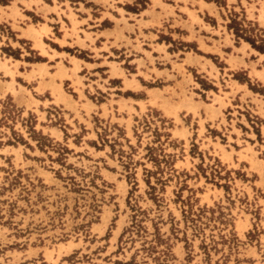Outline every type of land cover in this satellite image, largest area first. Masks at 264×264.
<instances>
[{
    "label": "rangeland",
    "instance_id": "374dc122",
    "mask_svg": "<svg viewBox=\"0 0 264 264\" xmlns=\"http://www.w3.org/2000/svg\"><path fill=\"white\" fill-rule=\"evenodd\" d=\"M164 1L191 18L197 8ZM206 1L221 8L216 18L199 9L206 28H226L223 41H208L211 51L165 34L164 58L146 45L132 53L70 49L103 64L90 75L96 83L78 79L85 96L62 84L75 101L79 92L111 109L91 111L49 103V93L23 79L47 59L18 36L30 20L6 11L24 1L0 0V264H264V111L255 110L264 70L250 76L231 55L252 71L264 66L255 48L264 47V0ZM190 54L202 63L191 65ZM237 81L250 100L224 108ZM195 100L212 108L220 101L223 110H199Z\"/></svg>",
    "mask_w": 264,
    "mask_h": 264
},
{
    "label": "crops",
    "instance_id": "0c3cea01",
    "mask_svg": "<svg viewBox=\"0 0 264 264\" xmlns=\"http://www.w3.org/2000/svg\"><path fill=\"white\" fill-rule=\"evenodd\" d=\"M23 1L24 7H20L18 11L15 10L13 5L7 6L6 11L14 15V20L17 22L19 19H22L21 15L24 17L22 20L25 18L30 20V22L25 21L23 22L24 25L19 26L18 36L27 40L31 48L47 59V61L33 63V67L26 69L24 72L25 76H23V79L28 83L36 81L35 88L38 89V93L50 94L51 99L48 100L49 103H55L57 99L56 105L66 107L69 110H111L109 103L106 101L95 103L89 98L81 97L79 92V101H75L63 91V82L69 80L70 85L73 84V88L77 86L82 95L85 96L84 91L77 84L78 79L86 87L89 83H86L83 79L96 83V78L90 77V75L98 74L94 70L98 66L103 65L98 62L91 63L90 61H86V59L78 58L69 51L70 49L74 51L88 50L92 53L93 51L102 50L104 47H107L109 51L112 47L118 48L120 51H123V47H126V50L132 53L131 49L147 51L145 49L146 45L148 50L158 51L159 56L164 58L169 45L166 40H159L161 34L169 35L172 39L180 38L183 41L195 40L198 47L205 50L200 46V41H202L203 47L207 46L210 48L206 51H211L213 47L208 41H215L214 35H219V40L223 41L224 30L226 31V28L222 25H219V29H217V27L208 24L209 28H206L207 23L198 14L199 9H201L203 13L207 12L215 18L216 13L221 15V8L213 1L194 0L197 3V8L194 9L192 18L185 11H182L183 14H177L173 3H168L164 0H148L145 8L137 10L126 7L128 5L133 6V1L135 0ZM228 1L232 3L236 0ZM182 2L183 0H179V4H182ZM184 3L183 5H186L185 7L192 11L187 2L186 4ZM170 6L174 9L170 10ZM21 10L25 13L23 14ZM26 11L33 12L35 16L40 17V20L33 22ZM194 17H196V20H193ZM104 21L109 22V25H102ZM175 26L179 27L183 32L176 33V30H173ZM45 38L50 39L55 45L47 43ZM98 41L99 44L97 43ZM229 41H231L230 37ZM225 45L231 46L229 42ZM92 55L87 54V56ZM231 55L232 58L236 59L235 61H243L244 64L240 63L237 68L246 67L250 76H257L255 72L262 73L264 70V66L262 68L254 66V70L252 71L244 56L235 55L234 52ZM198 57L193 56V54H190V56L186 55V58L192 61L190 64L195 66L202 63V60ZM0 63H2L1 58ZM105 63L109 65V68L105 71L113 73L115 70L112 69V62L106 61ZM83 67L88 71L82 77L79 74V70ZM208 67L209 65L206 66L207 69ZM51 68L53 69L51 70ZM39 71L43 72L42 79L38 75ZM109 77L120 76L112 74ZM232 85V88L226 90L227 96L222 98L225 104L224 108L230 105L232 110H239L236 107L244 108V104L248 103L251 94L246 85L238 81ZM220 96L222 97V95ZM210 102L195 100V105L199 110H223V106L219 105L221 104L220 101L214 102L213 108L210 107ZM262 102L263 104H255V110L264 111V100ZM40 103L42 102L40 101ZM112 108L113 110L115 109L114 105H112Z\"/></svg>",
    "mask_w": 264,
    "mask_h": 264
},
{
    "label": "trees",
    "instance_id": "16d2710c",
    "mask_svg": "<svg viewBox=\"0 0 264 264\" xmlns=\"http://www.w3.org/2000/svg\"><path fill=\"white\" fill-rule=\"evenodd\" d=\"M248 40V39H247ZM253 44V42H251ZM254 45V44H253ZM255 48H257L258 50L260 51H263L264 52V47L263 46H256L255 45Z\"/></svg>",
    "mask_w": 264,
    "mask_h": 264
}]
</instances>
